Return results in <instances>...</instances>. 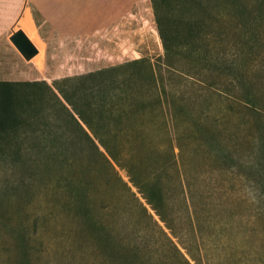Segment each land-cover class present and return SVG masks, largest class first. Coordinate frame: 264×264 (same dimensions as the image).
Instances as JSON below:
<instances>
[{
	"label": "rangeland",
	"instance_id": "obj_1",
	"mask_svg": "<svg viewBox=\"0 0 264 264\" xmlns=\"http://www.w3.org/2000/svg\"><path fill=\"white\" fill-rule=\"evenodd\" d=\"M240 1L238 7L201 0L177 14L191 18L177 21L176 30L196 56L187 59L181 49L183 75L170 76L169 85L195 102L194 112L229 151L225 158L217 150H186L192 219L170 198L178 236H169L179 250L162 234L163 223L155 215L157 225L148 220L83 145L66 152L75 158L74 174L96 189L95 210L90 217L62 211L70 173L47 153L61 152L56 138L65 117L57 118L49 97L26 99V89L6 87L0 88V264H185L178 251L191 264L198 263L190 255L200 264H264V0ZM88 15L82 36L51 45L50 75L162 56L150 0L102 19Z\"/></svg>",
	"mask_w": 264,
	"mask_h": 264
},
{
	"label": "trees",
	"instance_id": "obj_2",
	"mask_svg": "<svg viewBox=\"0 0 264 264\" xmlns=\"http://www.w3.org/2000/svg\"><path fill=\"white\" fill-rule=\"evenodd\" d=\"M150 1L163 50L155 63L139 57L58 78L53 82L55 90L39 84L34 85L37 91L31 92L32 88L24 92L26 99L49 97L53 103L51 108L58 113L57 118L62 113L66 120L59 126L63 134L56 138L61 152L47 153L59 168L70 173L66 185L70 184L72 191H69V199L61 205L62 211L90 217L95 210L96 189H92L84 174V177L74 174L75 158L66 152L68 145H83L148 220L157 225L155 215L163 223L164 228L160 227L162 234L179 250L169 236H178L171 216L170 198L174 196L182 203L191 220V195L184 178L186 154H194L201 148L217 150L226 158L229 151L194 112L195 102L168 82L170 76L183 75L179 66L182 48H186L187 59L195 60L196 56V50L186 45L176 30L177 21L189 23L191 18L183 19L177 14L188 5L200 6L201 0ZM228 1L238 7L242 4L240 0ZM16 156L22 154L17 152ZM116 168L125 172L126 181ZM107 207L105 204L101 208ZM178 253L185 264H191L180 251ZM190 256L200 264L196 257Z\"/></svg>",
	"mask_w": 264,
	"mask_h": 264
},
{
	"label": "crops",
	"instance_id": "obj_3",
	"mask_svg": "<svg viewBox=\"0 0 264 264\" xmlns=\"http://www.w3.org/2000/svg\"><path fill=\"white\" fill-rule=\"evenodd\" d=\"M137 3L138 0H0V88L32 89L45 84L54 89L57 76L46 72L53 52L51 45L64 42L65 35L82 36L92 20L88 13H98L102 19L105 12L127 11ZM18 29L37 49L30 59H25L10 40ZM64 76L67 75L58 78Z\"/></svg>",
	"mask_w": 264,
	"mask_h": 264
},
{
	"label": "water",
	"instance_id": "obj_4",
	"mask_svg": "<svg viewBox=\"0 0 264 264\" xmlns=\"http://www.w3.org/2000/svg\"><path fill=\"white\" fill-rule=\"evenodd\" d=\"M10 40L25 59H30L37 52L34 44L20 29L10 35Z\"/></svg>",
	"mask_w": 264,
	"mask_h": 264
}]
</instances>
